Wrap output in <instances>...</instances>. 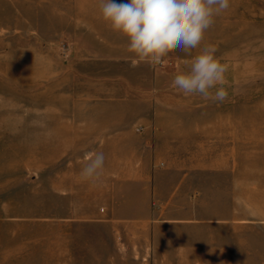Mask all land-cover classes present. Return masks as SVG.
<instances>
[{
	"label": "rangeland",
	"instance_id": "rangeland-1",
	"mask_svg": "<svg viewBox=\"0 0 264 264\" xmlns=\"http://www.w3.org/2000/svg\"><path fill=\"white\" fill-rule=\"evenodd\" d=\"M96 3L0 0V264H264V0H230L198 48L170 52L156 69L131 67V55L80 69L75 61L84 56L70 53L60 18H82L81 7ZM207 44L227 65L224 102L173 85ZM106 99L115 100L108 104L115 110L151 117L162 164L194 162L181 168L194 172L193 200L163 204L148 232L128 227L130 215L106 214V191L79 176L91 151L82 148V135L70 133L74 112L90 104L101 110ZM208 156L210 205L200 165ZM176 168L164 172V181L181 174ZM206 206L222 214L207 241L211 263ZM171 207L194 214H169Z\"/></svg>",
	"mask_w": 264,
	"mask_h": 264
},
{
	"label": "crops",
	"instance_id": "crops-1",
	"mask_svg": "<svg viewBox=\"0 0 264 264\" xmlns=\"http://www.w3.org/2000/svg\"><path fill=\"white\" fill-rule=\"evenodd\" d=\"M119 3L124 2L118 1ZM80 10L82 18H60V26L65 29L70 42L68 43L70 53L84 56L83 59L75 61L78 68L86 69L93 66L97 68L98 65L103 66L109 60H114L113 56L131 55L127 51V38L113 32L101 19L99 4L85 5ZM91 99V97H83L84 102L88 104L96 103ZM114 102L115 100H101V103L106 104L101 110H96L95 105L90 104L87 110L75 111L74 130L70 133L83 136L84 150L103 152L105 155L103 181L98 183L99 189L106 191L102 200L105 213L130 215L132 217L128 227L132 230L148 232V220L152 215L163 213V204L168 202L176 204L183 200L189 203L193 200L191 195L196 188L194 172L188 169L183 171L181 168L194 167V162L187 159L184 162L176 160L162 164L161 153H158L159 140L157 137L154 139V136L161 134L149 127L151 117L139 114L137 111L115 110L114 105H108ZM79 118L85 121L80 122ZM209 140L210 136L207 137L208 144ZM75 142H78L77 138ZM203 143L205 144V141ZM171 144L172 149L178 148L177 143ZM200 165L204 168L203 199L210 205L212 166L210 157L203 158ZM173 167H177L175 170L181 174H175L170 181H164V172L173 173L171 170ZM115 191H121L123 194L115 195ZM153 203L156 204L154 208ZM167 212L194 214L193 209L186 208L180 211L176 207H171ZM221 215V210L211 213L207 206L203 210L204 241L209 263L215 262L216 259L212 258L210 243L207 250V241L211 239V229L217 230L221 227V223L213 222L221 220ZM242 221L240 217L239 222L235 224V231H239L240 247ZM213 256L215 257L214 254Z\"/></svg>",
	"mask_w": 264,
	"mask_h": 264
},
{
	"label": "clouds",
	"instance_id": "clouds-1",
	"mask_svg": "<svg viewBox=\"0 0 264 264\" xmlns=\"http://www.w3.org/2000/svg\"><path fill=\"white\" fill-rule=\"evenodd\" d=\"M230 0H100V17L110 29L126 37L130 66L147 64L153 69L163 64L170 52L191 54L198 48L216 17L227 11ZM214 44L203 46L187 71L174 77L173 85L184 95H200L214 102L228 98L225 87L227 65L215 55ZM105 165L103 152L86 153L79 172L82 181H101Z\"/></svg>",
	"mask_w": 264,
	"mask_h": 264
}]
</instances>
